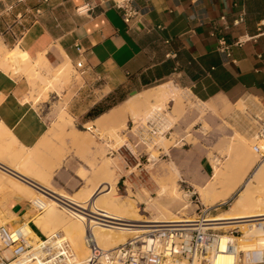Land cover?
Returning <instances> with one entry per match:
<instances>
[{
  "label": "crops",
  "instance_id": "0c3cea01",
  "mask_svg": "<svg viewBox=\"0 0 264 264\" xmlns=\"http://www.w3.org/2000/svg\"><path fill=\"white\" fill-rule=\"evenodd\" d=\"M136 5L141 14L127 25L112 0H0L1 41L31 58L43 57L49 66V62L58 68L68 62L76 67L83 64L81 72L94 92L108 89L87 112L117 89L135 83L148 89L130 98L154 88L174 87L187 90L210 109L242 102L250 114L255 111L251 117L264 115V0H136ZM240 18L243 22L235 25ZM221 40L231 46V57L220 50ZM27 88L24 79L0 68V125L10 129L20 145L33 148L48 137L50 126L48 118L24 100ZM101 117L91 122L94 128ZM67 132L82 137V132ZM48 144L41 147L42 154L49 146L60 147L55 140ZM223 145L216 141L211 149ZM67 146L71 150L70 140ZM102 152L100 145L93 146L98 161ZM203 152L198 147L189 151L191 165L185 162L186 154L178 157L183 183L188 184L189 197L195 195L196 211L226 210L240 187L222 199L226 188L250 176L259 163L251 162L242 175L230 165L233 174L228 179L223 167L222 178L213 187L215 167ZM237 155L245 158L241 147ZM50 159L57 160L51 181L64 190L83 185L80 168L91 171L72 150L62 160ZM10 213L16 218L9 228L27 222L37 235L45 236L34 225L37 215L28 201L14 202Z\"/></svg>",
  "mask_w": 264,
  "mask_h": 264
},
{
  "label": "rangeland",
  "instance_id": "374dc122",
  "mask_svg": "<svg viewBox=\"0 0 264 264\" xmlns=\"http://www.w3.org/2000/svg\"><path fill=\"white\" fill-rule=\"evenodd\" d=\"M13 48V46L4 47L0 37V50H2V53H0V55H5V53H8L9 51L17 49V47L14 49ZM40 57L41 56H39L38 58ZM38 58H31L27 53V60H24V58H10L6 60V66H3L0 63V68L2 71L10 74L14 78L24 79L26 81L28 88L24 100L26 102L34 104L35 108H37L44 117L48 118L50 126L48 136H50V142L53 143V141L55 140L60 144L59 148L54 145L51 150H47L46 154L44 155L42 154L40 149V151L38 152L40 154L37 153L38 155L33 156L32 163H35L34 165L37 164L36 166H39L40 169H42L40 171H43V168L41 167H43L44 164H46L47 166V168L45 167L46 169L44 168V171H49L50 169L55 168L57 160L52 161L50 157H54L57 159L59 158L60 160H62V158L66 157V155H70L71 152L69 150V147L67 146V143L70 137L75 134L80 138V141L81 139L82 141L87 140L88 142H91L95 147L100 145L103 150V152L100 154V161L95 158V156H97V153H95V156H93L92 152H87V155L94 157L99 162V167L96 168V171H98V175L102 174L103 176H99L100 180L102 179V181H107L114 186L113 197L121 205L127 208V210H133L132 212L135 213L137 219L144 221H154L171 220L172 218H194L197 216L198 211L195 210L194 206L196 204L195 195H192L191 198L189 197L187 187L188 184L183 183V177L178 164V157L183 154H186L185 162L188 165L194 163L193 159L187 155L189 151L194 147L201 148L204 151L202 154L207 155L213 167H215V179L212 185L213 187L215 186V183L217 181L221 180L223 175V167L227 168L225 177L228 179V177L233 174V168H236L239 174H241L244 171L245 167H247L251 162H254L255 164L259 163V165L264 162L259 161V156L255 154L253 150V145L257 141L254 139L255 123L253 120H251V114L255 111L251 112L250 114L247 111L249 107L245 108L242 102L238 103L237 105H223L217 107L216 109H210L211 105L208 104L197 105L195 103L197 100L193 96H191L187 90L173 87L167 89V95L165 97L166 99H155L154 104H161V106L164 107V110L159 113L156 112L155 115L149 116L148 119L150 120L146 119L147 116L145 117V115H148L147 110L150 111L154 107L152 103H150L151 105L145 104L146 106H143L144 108H142V110L146 108L144 110L145 113L143 111H140V113H142L140 116L138 111L134 112L137 113V117L135 116L136 114L132 112H127L126 115H121L115 120L106 117L104 118V116L102 115L99 121H97L96 127L94 128L91 122H93L97 118L89 117L88 114L97 105L90 111L87 112V110L90 109L92 104L100 99L102 95L107 93L108 89L102 90L95 88L94 92V88L89 85L85 76L81 74V72L75 65L71 64L70 74L67 79H63L59 82L54 81V84H56L55 87H53V89L50 88L47 90V92H45L46 87L44 84V80H53L52 76H56V69L59 65L51 64L48 61L50 64L49 66L47 65V63H44V60V62L42 63V65H40V67H38V69L35 66V62L38 60ZM41 74L42 78L45 77V79H41ZM44 74L46 76H44ZM146 89L148 88H140L135 83L127 84L122 88V91L117 94L115 99L109 100L104 103V105H102V108H107L115 100H118L124 95H135L139 91L141 92ZM172 91L174 93H172ZM175 93L176 95L174 96L173 94ZM172 98H174L175 100L171 101ZM176 98L179 102L176 100ZM35 100L39 101L37 102ZM180 100H182L183 102H180ZM157 102L159 103L157 104ZM123 103L124 102L118 104L117 106H115V108ZM177 103H180V105L182 103L185 104L183 106L181 105V107L183 108L180 109V106H178ZM177 107L180 109V113ZM176 108L178 113H176L177 111H175ZM62 112L67 118H71L69 119L72 120V123L70 125L66 124V126L64 127L61 126V128L58 125V122L60 120V117L62 116ZM106 113L109 114L108 111ZM174 116L176 119H174ZM171 117L173 118L171 119ZM261 117L264 116L261 115ZM159 119L162 120L161 123L164 124L165 131L168 130V128H170V130L166 132L167 134L165 133L160 135L156 139V144H154L153 146H147L146 143L148 141V138L150 137V133L149 129L146 128L145 125L153 121H158ZM123 123L126 124V128L122 127ZM54 127L56 129L53 131L52 129H54ZM89 127H91V129ZM113 128H116L115 130L118 131V134L122 138L123 143L118 144L115 140L109 138L108 135H106V133ZM59 129L60 131H58ZM68 130L82 132V137L77 135L78 133H74L73 135L68 134ZM13 136L14 135L11 133V136H3V139L0 140V152L1 156L4 152V156H2V158L5 160V162H9V152H11L12 155L18 154V151L19 154H21L20 152L22 151L23 154H21V156H25L27 151L32 149L20 145L15 136L14 139H16L12 143L11 137ZM162 138L166 139L161 140ZM160 141V144H162L164 148H159L157 146V142ZM216 141H219L224 145L220 148L214 147L213 149H211V146H214ZM63 143H65V146H62ZM160 144L159 146H161ZM111 145H115V148H112ZM262 145L264 146V143H262ZM239 147L244 150L245 154V158L242 160H240L241 157L237 155V149ZM61 151L65 155H63ZM149 155H152L155 158L154 163L148 164L147 157ZM215 159H218L219 161H215ZM49 160L50 164H48ZM139 163H141V166L138 167ZM218 163L220 164L219 166ZM230 165H232L233 168L232 166L231 168H229ZM94 171L95 170L85 171V169L82 170L80 168V170L78 171V175L83 179V185L80 186L77 190L61 189L51 181L53 189L75 198L77 197V195L83 194V192H86L88 191V189L90 190L93 188V184L90 181H88V183L87 180H89V178H91L90 180H94ZM103 171H105L106 173ZM252 174L253 172L251 173V175ZM251 175L243 180L244 183L241 184L239 190L237 191V194L229 202L227 209L215 212L213 208L212 210H210L211 213L209 214V217L213 218L219 215H224L225 213L230 211ZM239 182L240 181H235L231 183L226 188V192L231 191ZM250 187L251 198L253 199V201L259 200L262 203L254 208H248L247 210L245 209V212L259 210L263 208L262 205H264V180L262 179L260 180V182L253 180ZM174 188L177 192H171V194L176 193L177 195L175 194V196L170 195L169 192ZM79 189L82 190L79 191ZM184 190H186V192ZM34 191L35 192L33 193H35L36 195H34L37 197L35 199L40 200L45 204L44 210L38 209L37 206L31 204L28 199H24L23 201H28L33 206V209L35 210V213L37 215L36 217H39L45 213V210L48 209L49 202L45 201V199L41 198V196H38L37 193L40 192L39 189L34 188ZM200 193L204 192L201 191ZM171 196L173 199L171 198ZM203 197L206 198L205 193ZM14 202H16L14 200V192L8 187L2 188V190L0 191V226H8V224L14 218H16L15 215H11L10 213L11 205ZM205 202L207 204V201ZM55 209V212H57L56 225H63L67 221L72 222L71 220L75 221L74 217L70 213L63 211L57 206L55 207ZM56 227L55 228L57 230L55 229L54 231L53 229L54 232L61 231L63 229L61 228V226ZM116 233L119 239L123 241V243L134 236L122 231H116ZM38 236L41 237L40 235ZM101 247L106 249L104 246ZM77 251L76 253H78ZM255 253L258 254L256 251ZM77 255L79 257L81 256L80 254ZM259 257L261 259L260 255Z\"/></svg>",
  "mask_w": 264,
  "mask_h": 264
},
{
  "label": "bare ground",
  "instance_id": "6f19581e",
  "mask_svg": "<svg viewBox=\"0 0 264 264\" xmlns=\"http://www.w3.org/2000/svg\"><path fill=\"white\" fill-rule=\"evenodd\" d=\"M0 51H1L0 53H2V50H0ZM10 58H12V59L24 58V60H27V53L25 51L18 49V48L11 50L8 53H5V55H3V54L0 55V63L4 66L6 64L5 63L6 60L10 59ZM43 62H44L43 57L38 58V60L35 62L36 68L40 67V65H42ZM44 63H46V62H44ZM70 70H71L70 62H68V63L60 66L58 69H56V76H54V77L52 76L53 80H51V79L44 80L46 82V83L44 82L45 87H46L45 92H47L48 89H50V88L53 89V87H55L56 84H54V81L59 82V81H62L63 79H67V77L70 74ZM33 73H34V71H33ZM41 73H44V72H41ZM35 74H36V72H35ZM44 76H46V75L44 74ZM41 79H45V77L42 78V74H41ZM41 83H43V82H41ZM167 89L168 88H166V87H161V88H154V89H151L149 91H146L140 97L136 96V97L130 98L123 105L112 109V111L109 114H103V116H104V118L106 117V118H110L112 120H115L116 118H118L121 115H124V114L126 115L127 112L134 113L137 111L139 112V116H140L142 114V113H140V111L144 112V110L146 109L145 108L144 110H142V108H144L143 106L150 104L149 102H151V100H153V99L155 100L157 98H160V99L165 98L167 95ZM172 93H174V92L172 91ZM189 94L192 96V94L190 92H189ZM173 95L175 96L176 93ZM165 99H163V100H165ZM172 99H174V98H172ZM39 100H35V101L38 102ZM176 100H177V98H176ZM182 100H180V102ZM158 103L159 102H157V104ZM195 103L197 105L202 104L199 100L196 101ZM175 104H176V102H175ZM177 104H178V106H180L179 108L181 109V108H183V107H181V105L183 106L185 103L184 104L182 103L181 105H180V103H177ZM153 105H154V107L150 111L147 110L148 115H145V117L147 116L146 119H148L149 116H151V115H155L156 112L159 113V112H162L164 110V107L161 106V104H158V105L153 104ZM177 108L175 109V111H177ZM180 109H179V113H180ZM175 111H174V113H175ZM176 113H178V111ZM134 114H136L135 116L137 117V113H134ZM175 116H174V119H176ZM69 118H67L62 112V116L60 117L58 125L60 127L61 126L64 127V126H66V124L70 125L72 123V120H70L71 118L70 119ZM172 118L173 117H171V119ZM262 118L264 119V117H262ZM174 119H173V121H174ZM102 120H103V118H102ZM138 120H140V119H138ZM148 120H150V119H148ZM123 121H125V120H123ZM122 127L126 128V124L123 123ZM89 128L91 129V127H89ZM55 129L56 128L54 127V129H52V130L54 131ZM57 129H58V127H57ZM115 129L114 128L111 129L109 132L106 133V135H108L109 138H112L113 140H115L118 144L123 143L122 138L119 136L118 131H116ZM9 130H8V128H5L3 124L0 125V140L3 139V136H5V137H6V135L11 136V133ZM58 131H60V129ZM48 137H50V136H48ZM48 137L45 136V138L43 137L42 140L40 139L41 140L40 143L37 146H34L32 149L28 150L26 153L27 155L24 153L26 157L23 155L21 156V154H23L22 151L20 152L21 154H19V151H18V154H12V155H11V152H9V160H8L9 162H7V161L5 162V160L2 158V156H4V152L2 151L3 152L2 156H1V152H0V191L2 190V188L8 187L14 192V200L16 202H19V201L24 200V199H28L31 204L36 205L37 208L40 210H44L45 204L42 201L35 199L37 197L35 196L36 194L33 193V192H35L34 188H37L39 190L43 189V190L49 192L50 194L47 195V194H45V191L44 192L43 191H40V192L37 191L38 192L37 194L39 197L41 196V198H43V199H45V201L49 202V207L47 210H45V213L43 215L34 218L33 222L41 230V232L43 234H45V236L49 237V236H52V235L58 234V233L65 236L70 241L73 249L76 248L78 250L77 251L76 249H74V251L76 250L78 252L76 254L81 255L80 257L78 256L80 259L84 260L89 255V250L84 243L85 238H86V234L88 233L89 228L92 232L93 237L95 238L96 242L98 243V245L100 247L104 246L106 248L105 250H111V249H114L120 245L125 244L128 241V240H126V242L123 243V241L119 239L116 231H122V232H126L128 234H132V235H134L132 238H134V237H136L142 233L147 232L146 231L147 228H150V227H157V226L164 224V223L184 222V221H182V219H176V218H172L171 220H154V221H151V220L144 221V220L137 219L135 216V213L132 212L133 210L132 211L127 210V208H125L123 205H121L113 197L114 196V186L111 185L110 183H108L107 181H102V179L100 180V177L102 176V174L98 175V173H97L98 171H96V168L99 167V165H98L99 162L94 157L87 155V152H89V153L92 152V149H93L92 143L88 142L87 140L82 141V139L80 141V138L76 135L71 136L69 139L70 144H71V150L73 151L74 156L77 158V160L80 163L85 165L87 168H90L91 170H95L94 171V180H90L91 178H89V180H87V182L90 181L93 184V188L90 190L88 189V191L83 192V194L77 195V197H75V198L70 197L64 193H61V192H58V191L52 189L50 183H51V178H52L53 171L55 168H52L49 171H46V170L44 171V168L45 167L47 168L46 164H44L45 166L43 165V167H41V168H43V171H40L42 169H40L39 166H36L37 164L34 165L35 163L34 164L32 163L33 156L40 154L38 152L40 151L41 147L45 146V143L50 142V138H48ZM15 139H14V136L11 137L12 143L14 142ZM163 139H166V138H162L161 140H163ZM160 143H161V141L157 142V146L159 148H164L162 146V144H160ZM262 143H264V142H262ZM49 144L51 145L52 142H50ZM159 144L161 146H159ZM62 146H65V143H63ZM111 146H112V148H115V145H111ZM52 147H53V145L51 147L49 146V150ZM71 150H70V152H71ZM61 153L63 155H65L62 151H61ZM62 154H60V155H62ZM58 160H59V158H58ZM39 164H40V162H39ZM48 164H50V160H49ZM59 164H61V161ZM53 167H54V164H53ZM83 169H85V168H83ZM218 170H220V169H218ZM103 172H105V171H103ZM101 173H102V171H101ZM263 178H264V162L261 163L255 169V171L253 172V174L251 175L249 180L246 182L244 189L242 190L238 199H236V202L232 206L230 211H228L224 215H219V216H216L213 218L210 217V219L208 220L209 222H215L216 224L223 226V229H225V230H232L235 228H240V230H242V232L244 234L243 237H239V238L229 236V235L223 236L224 247L229 248V250L235 251L236 256H235V258L226 256V257L222 258V261L231 263L233 261L239 260V254L241 252H243V253L245 252V254L247 255L248 253L255 252V251L261 256V260L264 261V205H262L263 208L256 210V211H251V212H245L244 211L245 209L247 210L248 208H254V207H256L262 203L259 200L253 201V199L251 198V187L250 186H251V183L253 180L260 182V180H262ZM242 181L243 180H241L238 184H236V186L231 191L226 192L222 196V199L225 198L226 196H229L232 192L237 190L238 187H240ZM173 190H171L169 192H170V195L175 196L176 193L171 194V192H177V191L175 188ZM200 194H201V196H204V193H200ZM86 198H87V200H86ZM171 198H172V196H171ZM83 200H86V201H83ZM56 206L61 208L63 211L70 213L74 217L75 221L71 220L72 222L67 221L65 223L63 222L64 223V224L62 223L63 225H56L57 224V222H56V219H57L56 213L57 212H55ZM27 217H29V215ZM257 221H260L262 223L257 224L258 223ZM134 223H142V224H134ZM25 225L27 226L28 231H30V233L33 234V236H35V238H39V236L29 227L27 222L25 223ZM236 225H239V227H237ZM56 226H58V227L61 226V228H63V229L61 231L54 232L55 229L57 228ZM53 229H54V231H53ZM73 244L75 247L73 246ZM230 244H231V246H230Z\"/></svg>",
  "mask_w": 264,
  "mask_h": 264
},
{
  "label": "built area",
  "instance_id": "2783aa9c",
  "mask_svg": "<svg viewBox=\"0 0 264 264\" xmlns=\"http://www.w3.org/2000/svg\"><path fill=\"white\" fill-rule=\"evenodd\" d=\"M112 1L127 25L141 14L136 0ZM241 22L242 18L234 24ZM220 50L227 57L232 56L231 46L225 40H221ZM77 68L81 72L83 64L79 63ZM251 120L255 123L254 139L257 141L253 150L259 156V161H264V119L256 116L251 117ZM161 121L159 119L145 125L150 133L147 146L156 144V139L170 130L168 128L165 131ZM154 160L152 155L147 157L148 164L154 163ZM209 214L210 209L199 210L196 217L184 218V222L164 223L147 228V232L111 250L101 248L89 228L85 238L89 255L84 260L78 257L70 241L59 233L35 238L25 223L14 228L3 225L0 226V264H264L255 252L247 255L241 252L239 260L231 263L222 261L226 256H236L235 251L224 247L223 236L239 238L244 234L240 228L225 230L223 226L209 222ZM28 225L31 228L29 223Z\"/></svg>",
  "mask_w": 264,
  "mask_h": 264
},
{
  "label": "trees",
  "instance_id": "16d2710c",
  "mask_svg": "<svg viewBox=\"0 0 264 264\" xmlns=\"http://www.w3.org/2000/svg\"><path fill=\"white\" fill-rule=\"evenodd\" d=\"M149 84H150V82L144 81V85H149ZM122 88L123 87L117 89L115 92L110 94L102 103H100L93 110H91L90 113L88 114V116L92 117V118H98L99 116L103 115L104 113H106L107 111H109L113 107L117 106L118 104L125 102L128 98H130L132 96L131 94L124 95L121 98H119L118 100H115L107 108H105V109L102 108V105H104V103H106L109 100L115 99L117 94H119L122 91Z\"/></svg>",
  "mask_w": 264,
  "mask_h": 264
},
{
  "label": "water",
  "instance_id": "95a60500",
  "mask_svg": "<svg viewBox=\"0 0 264 264\" xmlns=\"http://www.w3.org/2000/svg\"><path fill=\"white\" fill-rule=\"evenodd\" d=\"M40 191H43L44 192L45 190L41 189ZM45 194L49 195L50 193L47 192V191H45Z\"/></svg>",
  "mask_w": 264,
  "mask_h": 264
}]
</instances>
